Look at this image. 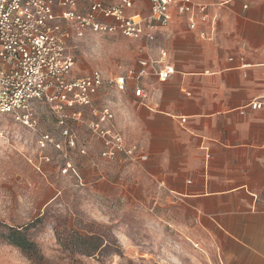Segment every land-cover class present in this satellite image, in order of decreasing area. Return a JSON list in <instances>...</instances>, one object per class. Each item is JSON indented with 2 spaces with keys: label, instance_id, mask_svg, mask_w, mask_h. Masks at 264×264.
<instances>
[{
  "label": "crops",
  "instance_id": "crops-1",
  "mask_svg": "<svg viewBox=\"0 0 264 264\" xmlns=\"http://www.w3.org/2000/svg\"><path fill=\"white\" fill-rule=\"evenodd\" d=\"M193 1L208 14L198 15L195 30L174 14L154 42L139 41L155 60L166 49L159 68L170 64L175 73L161 82L149 68L136 82L141 98L130 82L124 92L107 86L98 98L126 144L148 159L105 161L103 143L73 124L85 151L80 172L94 178L101 198L110 192L157 206L174 264L184 256L191 264H264V0ZM146 8L139 0L134 12ZM253 101L262 109L246 108Z\"/></svg>",
  "mask_w": 264,
  "mask_h": 264
},
{
  "label": "rangeland",
  "instance_id": "rangeland-1",
  "mask_svg": "<svg viewBox=\"0 0 264 264\" xmlns=\"http://www.w3.org/2000/svg\"><path fill=\"white\" fill-rule=\"evenodd\" d=\"M69 46L72 77L99 70L108 86L137 69L141 47L120 34L94 33ZM32 115L31 126L0 115V264H174V250H164L157 206L110 192L101 198L94 178L85 181L80 172L81 129H73L74 149L42 148L44 135L64 143L62 130L46 104L34 100ZM14 232L34 249L10 244Z\"/></svg>",
  "mask_w": 264,
  "mask_h": 264
},
{
  "label": "built area",
  "instance_id": "built-area-1",
  "mask_svg": "<svg viewBox=\"0 0 264 264\" xmlns=\"http://www.w3.org/2000/svg\"><path fill=\"white\" fill-rule=\"evenodd\" d=\"M138 1L0 0V115H11L17 122L31 126L35 100L49 107L64 139L61 144L44 135L40 140L42 148L47 145L61 151L64 147L76 148L72 125L79 124L86 126L103 143L102 159L113 162L123 157L130 162H145L148 157L141 149L136 145L128 146L113 128L111 109L97 105L100 92L108 86L103 74L94 70L72 77L75 57L69 46L71 39H83L90 33L120 34L130 40L152 43L158 27L167 26L174 14L186 16L190 30L197 28L198 15L208 16L207 7L193 0H147V14L143 15L134 12ZM225 3V0L219 1L220 6ZM139 53L136 70L128 77H117L109 82V86L119 92L126 91L130 82L137 98L144 94L141 88L135 87L136 82L149 75V68L156 67L161 82L175 73L170 64L159 68L168 58L166 49L159 50L160 60L145 54L143 48ZM243 67L249 65L245 63ZM262 107L259 101L246 106L252 110ZM241 113H245V108Z\"/></svg>",
  "mask_w": 264,
  "mask_h": 264
},
{
  "label": "trees",
  "instance_id": "trees-1",
  "mask_svg": "<svg viewBox=\"0 0 264 264\" xmlns=\"http://www.w3.org/2000/svg\"><path fill=\"white\" fill-rule=\"evenodd\" d=\"M7 240L9 241L10 244L13 246H16L22 250H31L34 249V246L32 243L28 242L27 239H25L23 236L19 234V232H14L11 233L8 237Z\"/></svg>",
  "mask_w": 264,
  "mask_h": 264
}]
</instances>
